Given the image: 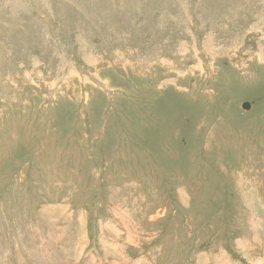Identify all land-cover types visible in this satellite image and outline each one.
I'll return each instance as SVG.
<instances>
[{
	"label": "rangeland",
	"instance_id": "rangeland-1",
	"mask_svg": "<svg viewBox=\"0 0 264 264\" xmlns=\"http://www.w3.org/2000/svg\"><path fill=\"white\" fill-rule=\"evenodd\" d=\"M120 263L264 264V0H0V264Z\"/></svg>",
	"mask_w": 264,
	"mask_h": 264
},
{
	"label": "water",
	"instance_id": "water-1",
	"mask_svg": "<svg viewBox=\"0 0 264 264\" xmlns=\"http://www.w3.org/2000/svg\"><path fill=\"white\" fill-rule=\"evenodd\" d=\"M242 107H243L244 109H249V108H250V102L245 101V102L242 104Z\"/></svg>",
	"mask_w": 264,
	"mask_h": 264
},
{
	"label": "bare ground",
	"instance_id": "bare-ground-1",
	"mask_svg": "<svg viewBox=\"0 0 264 264\" xmlns=\"http://www.w3.org/2000/svg\"><path fill=\"white\" fill-rule=\"evenodd\" d=\"M255 222V221H254ZM108 251V250H107ZM57 256V255H56ZM80 257V256H79ZM105 258L107 259V257L105 256ZM56 259H58V258H56ZM59 260V259H58ZM60 261V260H59ZM256 263V262H255ZM121 264V263H120ZM258 264V263H257Z\"/></svg>",
	"mask_w": 264,
	"mask_h": 264
}]
</instances>
